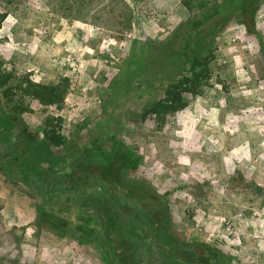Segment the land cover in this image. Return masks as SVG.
I'll list each match as a JSON object with an SVG mask.
<instances>
[{
	"label": "rangeland",
	"instance_id": "374dc122",
	"mask_svg": "<svg viewBox=\"0 0 264 264\" xmlns=\"http://www.w3.org/2000/svg\"><path fill=\"white\" fill-rule=\"evenodd\" d=\"M0 12L12 77L0 86V264H156L147 247L130 260L133 244L89 210L118 197L160 208L156 196L174 237L198 246L168 264H264V0H0ZM201 71L185 109L150 113ZM28 82L55 94L38 100ZM53 172L82 210L71 193L47 199ZM138 210L130 224H146Z\"/></svg>",
	"mask_w": 264,
	"mask_h": 264
},
{
	"label": "trees",
	"instance_id": "16d2710c",
	"mask_svg": "<svg viewBox=\"0 0 264 264\" xmlns=\"http://www.w3.org/2000/svg\"><path fill=\"white\" fill-rule=\"evenodd\" d=\"M6 19H7V14L0 12V30L2 29L3 23L6 21ZM2 65H3V60L2 58H0V86H5L9 83L12 77L10 74H6L2 70ZM202 71L200 73L195 72L193 74V77H191L190 79H184L182 81L175 82L173 85H171L165 92L164 98L155 104V106L150 110V113L171 114L185 109L187 107V104L185 102L184 95L197 94L198 88L200 87L202 80L206 78ZM204 73H207V70H205ZM28 84L30 85L29 90L34 93L33 97L37 98L38 100L44 101L43 96H48V95L53 96L55 94L54 90H51L48 87L41 86L38 84H33L31 82H28ZM9 91H11V89ZM5 164L2 165L3 171L7 169V166H5ZM110 194L112 196H116L112 191H110ZM118 200L124 203V206H121L113 201H109L107 198L104 207L102 208L92 207L89 210L93 212V214L95 213L101 214L100 212H102L104 213V215H106L105 217L106 219H108L111 222L113 221L115 222L114 225H116L117 227L108 226L105 222V225L107 226V229L105 230L106 234H109L110 231L116 229L117 234L119 236H122V238H124V243L126 245L133 244L132 250L130 251L129 254L131 255L130 260L135 259L141 262L145 257L143 247H147V252L155 259L156 264H168L169 262H167L168 261L167 259H170L169 258L170 256L180 258L181 250L187 252L194 251V253L197 255L198 246L187 245L181 240H179L177 237H174L172 233V228L170 226L168 207L166 206V201H164L163 198H158L157 196L153 197V200L158 202L160 208H157L154 205L151 206L149 205L146 206L145 204L143 205L146 208H148V210L151 212L152 215H154V218H150L149 215L145 212V209H142L140 207V205H142L140 204L141 201H139L140 205L136 204L135 208L127 211L125 207V203L128 202L119 197ZM81 203L83 204L82 207H84L85 206L84 200H81ZM137 209L145 213L146 224L144 223L145 219L142 222H138L136 220L132 224H130L129 217H131L132 214L136 213ZM163 219L164 221H162ZM155 223H159L160 225L165 224L166 227H168L166 233L164 234L161 233L157 235L158 243H155L153 239L149 238L151 230L154 229ZM117 241H118L117 239L113 240L112 238V240L109 243L115 245L117 244ZM137 253L139 255H137Z\"/></svg>",
	"mask_w": 264,
	"mask_h": 264
},
{
	"label": "flooded vegetation",
	"instance_id": "af4514ba",
	"mask_svg": "<svg viewBox=\"0 0 264 264\" xmlns=\"http://www.w3.org/2000/svg\"><path fill=\"white\" fill-rule=\"evenodd\" d=\"M16 161L17 162H19V159L18 158H16ZM5 163H6V161H4ZM5 166H8V164L6 163L5 164ZM17 174V173H16ZM23 174V173H22ZM7 175H10V174H5V177H7ZM17 176V175H16ZM19 176V175H18ZM11 178V177H10ZM61 178L59 175H58V173H56V172H53L52 174H51V177H49V179H48V188H50V189H52L53 190V193L55 192V190L57 191V195H53V193L52 194H49L48 196H47V199H49V198H51V197H54V196H58V197H61V196H66V195H69L70 193H71V195H73L74 196V200H73V202L72 203H67L68 204V206L71 204V205H73V206H75L78 210H82L83 209V204L81 203V200H80V194H77L76 193V191H71L70 189L68 190V191H66L64 188H62L63 187V185H65L66 187L67 186H69L71 183H69L70 181H67V183H65V182H61V180L59 181V179ZM12 182H15V180L14 181H12ZM15 183H17V182H15ZM38 183V181L37 182H33V183H31V187H29V189H31V190H35L36 189V186H35V184H37ZM48 190V189H47ZM113 192V191H112ZM80 193V192H79ZM77 196L79 197V198H77ZM117 197H118V194H117ZM121 199H124V198H122L121 197ZM77 200V201H76ZM125 200V199H124ZM75 201H76V203H75ZM126 201H128V199L126 200ZM57 202V204H55ZM52 201V203H51V207H52V209H59V211H60V214H65L66 213V205H63V203H61L60 202V199H57V201ZM138 205H140L139 204V201H138ZM140 207L142 208V209H145V212L149 215V217L150 218H154V215H152L151 214V212L148 210V208H146L145 206H143V205H140ZM158 207H159V205H158ZM100 212V211H99ZM101 214H99V213H95L100 219H101V222L102 223H105L106 222V224L108 225V226H114V227H117L116 225H114L115 224V222L113 221V222H111V221H109L108 219H106L105 217H106V215H104V213H102V212H100ZM101 223V224H102ZM168 229V227H166V225L165 224H159V223H155V225H154V229H152L151 230V233H150V239H153L154 241H155V243H158V238H157V235L158 234H161V233H166V230Z\"/></svg>",
	"mask_w": 264,
	"mask_h": 264
}]
</instances>
